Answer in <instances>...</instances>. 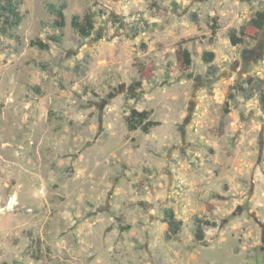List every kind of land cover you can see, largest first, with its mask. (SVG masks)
Segmentation results:
<instances>
[{
  "label": "rangeland",
  "instance_id": "1",
  "mask_svg": "<svg viewBox=\"0 0 264 264\" xmlns=\"http://www.w3.org/2000/svg\"><path fill=\"white\" fill-rule=\"evenodd\" d=\"M61 3L58 29L48 5ZM18 12L13 37L0 34V264H264V109L246 98L264 80V29L240 34L264 0ZM74 16L92 19L89 37ZM131 110L159 125L129 131ZM166 209L182 222L174 239Z\"/></svg>",
  "mask_w": 264,
  "mask_h": 264
},
{
  "label": "trees",
  "instance_id": "2",
  "mask_svg": "<svg viewBox=\"0 0 264 264\" xmlns=\"http://www.w3.org/2000/svg\"><path fill=\"white\" fill-rule=\"evenodd\" d=\"M23 0H0V34L3 36L13 37L14 30L17 28L21 22V15L18 12V6L22 4ZM66 9V4L61 3L58 6L53 4L48 5V11L54 15V25L58 29H62L66 25V19L64 15V10ZM71 28L76 31V33L83 37L87 38L90 35L91 30L93 29V22L89 16H85L83 22H79L77 17H72L70 21ZM264 29V13L257 12L255 16L246 22L240 27V34L252 41L256 39L258 34ZM230 42L233 45L239 43L236 40L235 36H230ZM32 45H35L31 43ZM37 45V44H36ZM41 49L44 47L39 46ZM214 55L211 52H205L202 55V59L206 63L213 61ZM176 62L178 68L181 71H186L190 64L191 59L187 50H176ZM251 80L249 79L246 84H250ZM141 88L140 82H133L129 85L127 89L128 99H136L139 95ZM243 92H246L245 88H241ZM254 94L259 95V102L261 107L264 109V80H256L253 84V87L250 89L246 98H250ZM149 112L142 111L137 112L136 110H131L129 116L126 118V125L129 131H135L139 129L142 133H149L150 129L159 125L158 122L149 120ZM164 222L166 223V238L174 239L181 227L182 222L176 219L174 212L171 209L164 210ZM203 230L201 225L196 227V238L197 240L203 239Z\"/></svg>",
  "mask_w": 264,
  "mask_h": 264
}]
</instances>
